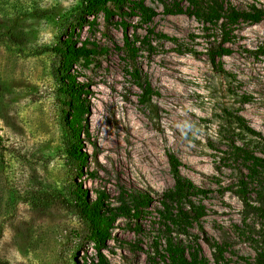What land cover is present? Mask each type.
Wrapping results in <instances>:
<instances>
[{"label":"rangeland","instance_id":"rangeland-1","mask_svg":"<svg viewBox=\"0 0 264 264\" xmlns=\"http://www.w3.org/2000/svg\"><path fill=\"white\" fill-rule=\"evenodd\" d=\"M230 1L264 9V0ZM147 3L157 11L148 26L156 34L149 47L141 43L132 68L120 50L121 31L101 15L90 24L82 0H0V264H88L95 250L75 204L76 185L92 199L104 191L111 205L121 191L156 200L173 186L168 153L181 161L182 176L208 190L206 216L190 236L206 264H253L264 248V221L252 208L257 195L249 188L246 205L236 193L243 167L230 148L246 144L264 157V19L233 32L226 44L232 53L216 58L218 70L200 23ZM129 31L146 34L140 26ZM67 35L108 50L75 67L90 91L81 175L67 155L66 97L56 79L54 47ZM145 84L149 101L141 98ZM228 113L243 116L260 137L239 134ZM155 200L138 221L118 219L104 251L112 264H167L158 254Z\"/></svg>","mask_w":264,"mask_h":264},{"label":"trees","instance_id":"trees-1","mask_svg":"<svg viewBox=\"0 0 264 264\" xmlns=\"http://www.w3.org/2000/svg\"><path fill=\"white\" fill-rule=\"evenodd\" d=\"M148 1L161 4L166 15L184 14L200 23L202 30L208 32V42L211 44L207 50L209 63L216 69L219 68L218 70L222 69L216 58L232 53V49L226 44L232 42L233 32L241 24H256L264 19V9L255 5L242 9L233 5L230 0H82L83 14L93 18L90 24L94 25L98 15H101L106 24L121 31L120 50L132 68L141 43L149 47L148 37L156 34L148 26L157 16V11L147 3ZM133 20H136L137 25L132 26ZM137 26L144 27L146 31L142 38L136 32L129 31L130 27L137 29ZM157 36L159 39L177 42L175 38H169L162 33ZM217 40L218 44L212 45ZM115 47L119 49L118 46ZM54 51L61 59L56 79L60 85V92L66 97L64 121L68 137L67 155L78 164L81 175L88 160L82 145L83 138L88 135L86 121L90 114L88 100L90 91L87 84L77 80L78 73L75 67L77 65L88 67L96 56L106 54L108 50L89 40L77 41L72 35H67L54 47ZM132 76L139 79L137 69H133ZM151 94L148 84L142 86L141 98L144 101H149ZM247 100V97L241 99L242 102ZM228 115L239 134L249 138L260 137L259 133L247 125L243 116L232 113ZM230 148L233 160L243 167L237 180L236 193L247 205L248 190L249 188L253 190L257 195V206L252 208L264 221V157L246 144L236 145L231 142ZM167 159L174 181L173 186L162 192L156 200L145 192L121 191L116 198V205H111L104 191H95V198L92 199L80 183L76 185L75 204L79 214L89 225V240L95 250L94 257H91L88 264H112L104 251L112 238L116 222L120 218L138 221L147 213L154 200L158 203L155 212L163 241L162 253H158L160 257L167 264H206L207 260L201 255L200 245L190 236L194 225L200 223L206 216L203 198L207 196L208 190L196 186L190 179L182 176L181 161L177 156L168 153ZM253 264H264V248L257 252Z\"/></svg>","mask_w":264,"mask_h":264}]
</instances>
